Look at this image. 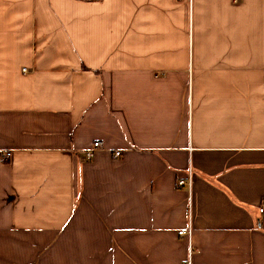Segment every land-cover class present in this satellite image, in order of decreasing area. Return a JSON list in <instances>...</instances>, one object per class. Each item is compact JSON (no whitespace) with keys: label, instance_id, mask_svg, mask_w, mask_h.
Returning a JSON list of instances; mask_svg holds the SVG:
<instances>
[{"label":"crops","instance_id":"obj_1","mask_svg":"<svg viewBox=\"0 0 264 264\" xmlns=\"http://www.w3.org/2000/svg\"><path fill=\"white\" fill-rule=\"evenodd\" d=\"M262 201L264 0H0V264H264Z\"/></svg>","mask_w":264,"mask_h":264},{"label":"built area","instance_id":"obj_2","mask_svg":"<svg viewBox=\"0 0 264 264\" xmlns=\"http://www.w3.org/2000/svg\"><path fill=\"white\" fill-rule=\"evenodd\" d=\"M23 70L25 71V69H23ZM99 150H103L102 144H101L100 141H95V142H93V144L88 149L85 150L84 153H85V156L87 158H91V157H93L94 153L96 151H99ZM119 155H120V151H115L114 152V156L115 157H117ZM179 184H184V181H179ZM259 211L261 213H264V201H262V203L260 204ZM177 234L179 236H185V235L190 236L191 235V230L188 229V228H182V229L178 230ZM186 264H191V263L189 261H187Z\"/></svg>","mask_w":264,"mask_h":264}]
</instances>
